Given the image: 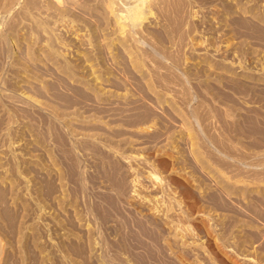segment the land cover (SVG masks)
<instances>
[{"label":"rangeland","instance_id":"rangeland-1","mask_svg":"<svg viewBox=\"0 0 264 264\" xmlns=\"http://www.w3.org/2000/svg\"><path fill=\"white\" fill-rule=\"evenodd\" d=\"M259 30L264 0H0V264H264Z\"/></svg>","mask_w":264,"mask_h":264},{"label":"bare ground","instance_id":"bare-ground-1","mask_svg":"<svg viewBox=\"0 0 264 264\" xmlns=\"http://www.w3.org/2000/svg\"><path fill=\"white\" fill-rule=\"evenodd\" d=\"M115 1H119V0H115ZM67 11L69 12V13H67V14H70V13H73L71 10H69V9H67ZM249 25V26H248ZM253 24H251V26H252ZM251 26H250V24H247L246 23V27H248V28H251ZM254 26V25H253ZM253 31V30H252ZM260 31V32H259ZM257 33H260L259 35L261 36V38H263L264 39V33H263V31L262 30H259ZM262 31V32H261ZM252 127H254L255 129L256 128H259V126H258V123H253L252 125H251Z\"/></svg>","mask_w":264,"mask_h":264}]
</instances>
